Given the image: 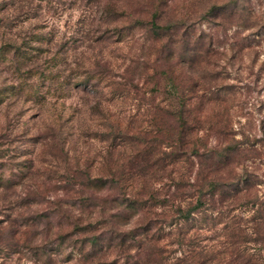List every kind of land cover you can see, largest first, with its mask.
<instances>
[{
  "label": "rangeland",
  "instance_id": "rangeland-1",
  "mask_svg": "<svg viewBox=\"0 0 264 264\" xmlns=\"http://www.w3.org/2000/svg\"><path fill=\"white\" fill-rule=\"evenodd\" d=\"M166 1L170 15L184 16L191 35L215 50L206 61L196 56L190 68L182 66L183 81L198 76L211 94H220L225 105L217 108L208 103L210 115L228 118L223 134L228 142H238L252 194L264 200V0H240L239 17L209 19L203 18V11L213 2L227 0ZM96 4L95 0H0V199L4 203L13 204L20 197L26 201L22 190L31 185L32 171L38 182L46 181L50 188H62L68 181L69 186H77L72 184L78 183L77 165L94 174L99 155L111 142L107 133L116 135L108 125L126 123L129 112H141V101L127 92L131 84L142 87L140 63L146 52L141 46L148 42L144 31H126L127 21L120 19L106 24ZM158 64L171 75L178 71L164 57ZM166 81L163 75H153L151 85ZM122 140L116 138L121 144ZM124 148L128 149L124 144L118 149ZM67 166L77 175L58 181L67 175L63 169ZM58 192L68 202L77 196L73 190ZM1 207L0 235L7 237L9 214ZM256 207L241 203L232 212L246 219ZM74 208L72 213L51 210L48 222L31 218L30 206L22 209L20 218L14 214L24 236L17 242L18 251L0 252V264H97V258L81 255L82 240L93 234L107 240L110 234L106 229L84 231L70 224L78 216V205ZM88 220L94 219L86 211L81 221ZM55 232L64 235L62 243ZM105 253L99 264H129L125 249L111 246Z\"/></svg>",
  "mask_w": 264,
  "mask_h": 264
},
{
  "label": "trees",
  "instance_id": "trees-1",
  "mask_svg": "<svg viewBox=\"0 0 264 264\" xmlns=\"http://www.w3.org/2000/svg\"><path fill=\"white\" fill-rule=\"evenodd\" d=\"M95 1L106 24L120 19L127 21L126 31H144L148 42L141 46L146 52L140 63L142 87L131 84L127 92L141 101V112H129L126 123L108 125L116 135L107 133L111 142L99 155L94 174L77 165L78 183L72 182L77 186H69L68 181L62 188H50L46 181L38 182L32 171L31 185L22 190L26 201L20 197L9 205L1 198L0 207L9 218L8 236L0 235V252L18 251L15 247L24 230L15 216L20 218L24 207H31V218L48 222L51 210L72 213L78 205V216L70 224L84 231L106 229L110 234L107 240L96 234L82 240L81 255L97 258V264L111 246L125 249L129 264H264V200L252 194L238 142H228L224 136L228 118H213L207 107L225 103L198 76L183 81L182 66L190 68L196 56L206 61L214 48L191 35L184 16H171L166 0ZM239 4L240 0L213 2L201 15L239 17ZM162 57L178 71L171 75L159 69ZM153 75H163L167 81L151 85ZM117 137L123 138L122 144ZM123 144L128 149H118ZM63 169L67 175L58 181L77 175L69 166ZM59 189L73 190L77 196L68 202ZM241 203L257 205L246 219L232 212ZM86 211L94 220L83 224ZM54 235L63 242L64 235ZM39 246L45 252V245Z\"/></svg>",
  "mask_w": 264,
  "mask_h": 264
}]
</instances>
